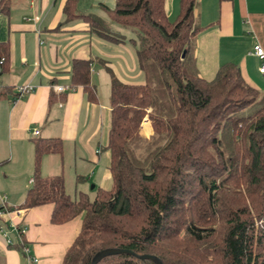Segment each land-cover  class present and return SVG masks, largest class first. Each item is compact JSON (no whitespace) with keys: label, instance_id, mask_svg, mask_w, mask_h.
Returning <instances> with one entry per match:
<instances>
[{"label":"trees","instance_id":"trees-1","mask_svg":"<svg viewBox=\"0 0 264 264\" xmlns=\"http://www.w3.org/2000/svg\"><path fill=\"white\" fill-rule=\"evenodd\" d=\"M78 1L66 0L65 22L80 18L92 34L123 42L101 20L77 14ZM164 1L102 6L112 22L139 38L135 57L144 78L123 84L111 75L105 151L112 188L97 189L93 197L69 195L61 176L38 172L42 156L62 151L60 139L35 142L33 186L22 208L52 205L53 225L81 217L62 264H90L102 249L155 255L163 264H264V92L232 63L220 66L212 80L201 78L194 56L202 30L196 0H181L174 22ZM10 7L11 0H0V13ZM8 60V44L0 43L2 72ZM70 74L71 87H81L95 103L90 61L73 60ZM145 118L148 138L141 135ZM97 264L154 263L113 255Z\"/></svg>","mask_w":264,"mask_h":264},{"label":"crops","instance_id":"crops-1","mask_svg":"<svg viewBox=\"0 0 264 264\" xmlns=\"http://www.w3.org/2000/svg\"><path fill=\"white\" fill-rule=\"evenodd\" d=\"M65 2L11 0L9 13H0V43L9 48L8 70L2 72L0 66V194L12 209L0 216V264H62L81 217L53 225L52 205L22 208L33 186L35 142L62 143L60 153L40 159V177L61 176L71 196L93 197L97 189L110 190L105 147L111 75L123 84L143 83L130 34L134 32L112 22L103 10L112 8L114 0H79L77 14L101 20L112 36L123 38L121 43L92 34L80 18L65 22ZM180 5L181 0L164 1L170 22L179 17ZM194 17L202 28L194 49L200 77L212 80L220 66L232 63L249 85L264 92L262 62L253 55L255 45L264 50V0H196ZM73 60L90 61L95 103L88 102L81 87H71ZM20 87L31 90L19 95ZM56 87L66 91L58 93ZM145 133L152 134L150 126ZM20 229H25L21 239ZM22 245L35 262L28 261Z\"/></svg>","mask_w":264,"mask_h":264},{"label":"built area","instance_id":"built-area-1","mask_svg":"<svg viewBox=\"0 0 264 264\" xmlns=\"http://www.w3.org/2000/svg\"><path fill=\"white\" fill-rule=\"evenodd\" d=\"M253 55L258 58L262 63L259 67V73L264 76V50L262 49V47L260 45H255L253 47ZM1 64V62H0ZM31 90V88H27V87H20L17 89V93L19 95H23L27 92H29ZM55 91L58 93H63L66 91L65 88L62 87H56ZM34 134H37V132H35ZM12 209H10L6 203V197L4 195L0 194V216L4 215L5 213L11 212ZM16 211V209H15ZM25 229H20L17 231V235L19 236V238L21 239V235L24 233ZM21 242V240H20ZM11 242L8 241V244H10ZM22 251L24 253V255L27 257L29 262H35V259L33 257H31L29 255L28 249L22 245Z\"/></svg>","mask_w":264,"mask_h":264},{"label":"water","instance_id":"water-1","mask_svg":"<svg viewBox=\"0 0 264 264\" xmlns=\"http://www.w3.org/2000/svg\"><path fill=\"white\" fill-rule=\"evenodd\" d=\"M113 255H128L134 256L140 260H151L154 264H163L155 255L136 254L130 249H102L97 251L91 258L90 264H97L101 259Z\"/></svg>","mask_w":264,"mask_h":264},{"label":"rangeland","instance_id":"rangeland-1","mask_svg":"<svg viewBox=\"0 0 264 264\" xmlns=\"http://www.w3.org/2000/svg\"><path fill=\"white\" fill-rule=\"evenodd\" d=\"M130 34H132L131 35V38H132V42H134V45H133V47L135 46L136 48H139L140 47V40H139V38L137 37V35L136 34H133V33H131L130 32ZM143 80H144V78H142V82H143ZM104 90V89H103ZM106 90V89H105ZM104 90V91H105ZM107 92V91H106ZM148 126H150V124H149V122L147 121V118H145L144 120H143V122H142V124H141V135L143 136V137H145V138H148L149 136H147V134L145 133V129L148 127ZM151 127V126H150ZM152 130V129H151ZM146 135V136H145ZM91 185H93V182L90 184V186Z\"/></svg>","mask_w":264,"mask_h":264}]
</instances>
